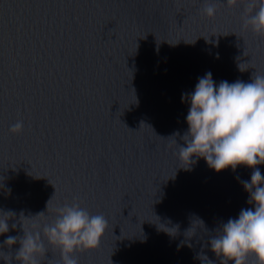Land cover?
<instances>
[{"label":"water","instance_id":"water-1","mask_svg":"<svg viewBox=\"0 0 264 264\" xmlns=\"http://www.w3.org/2000/svg\"><path fill=\"white\" fill-rule=\"evenodd\" d=\"M242 14L226 0H0V210L15 213L0 244L75 197L109 222L79 264H220L209 241L253 207L241 183L253 169L187 167L174 139L184 145L181 96L199 77L264 75V37ZM45 255L60 264L59 250Z\"/></svg>","mask_w":264,"mask_h":264},{"label":"clouds","instance_id":"clouds-1","mask_svg":"<svg viewBox=\"0 0 264 264\" xmlns=\"http://www.w3.org/2000/svg\"><path fill=\"white\" fill-rule=\"evenodd\" d=\"M238 3L243 5L242 29L264 37V0H226L229 7ZM216 11V4L205 3L201 14L212 18ZM181 100L190 107L186 116L188 128L181 136L184 145L174 139L180 163L189 167L196 163V157L205 159L217 172L227 168L235 171L238 166L253 169L250 181H241L249 194L247 203L253 207L241 209L238 218H229L216 229L209 241L211 251L220 264H249V257L255 258V264H264V175L257 167L264 164V75L255 73L247 83L238 79L217 85L211 72H207L198 78L193 92L182 93ZM9 130L20 133L23 122L18 120ZM54 211L53 219L44 212L25 218L45 216V222L34 221L27 229L22 225L23 235L8 236L0 244V258L7 264H12L13 258L18 264H42L52 248L59 250L60 264H79L75 253L100 246L109 226L103 214H91L75 197ZM14 215L11 210H0V234L9 232L7 221ZM200 223L203 225V221ZM11 227L15 229L16 224ZM17 243L20 246L13 253L11 248ZM196 258L201 264H215L203 253Z\"/></svg>","mask_w":264,"mask_h":264}]
</instances>
